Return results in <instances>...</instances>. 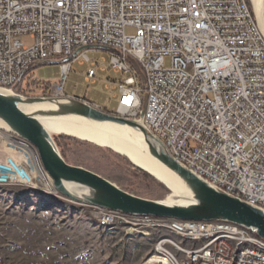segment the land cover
Instances as JSON below:
<instances>
[{
  "label": "built area",
  "instance_id": "built-area-1",
  "mask_svg": "<svg viewBox=\"0 0 264 264\" xmlns=\"http://www.w3.org/2000/svg\"><path fill=\"white\" fill-rule=\"evenodd\" d=\"M23 37L33 45L24 46ZM88 47L120 55L93 63L80 51ZM61 59L71 61L58 82L41 83L32 70L19 82L32 64ZM128 59L139 65L146 89ZM76 61L88 65L89 82L98 69L127 76L114 83L118 108L110 115L138 120L146 97L144 124L177 162L264 209V36L247 0H0V88L70 97L65 85ZM33 181L30 163L0 160V189H34ZM93 209L100 228L121 226L129 237L154 232L143 264H264V240L230 223Z\"/></svg>",
  "mask_w": 264,
  "mask_h": 264
},
{
  "label": "rangeland",
  "instance_id": "rangeland-1",
  "mask_svg": "<svg viewBox=\"0 0 264 264\" xmlns=\"http://www.w3.org/2000/svg\"><path fill=\"white\" fill-rule=\"evenodd\" d=\"M134 34L135 29H127V35ZM21 42L26 47L33 45L29 37L21 38ZM87 56L93 63L108 64L111 54L91 49ZM169 64L167 59L166 66ZM87 70L86 63H73L66 94L115 113L118 100L114 83L127 76L98 69L97 78L89 82ZM33 74L37 81L54 84L62 77V70L59 65L42 66ZM58 137L54 139L67 164L95 173L136 197L171 200L169 191L140 175L125 157L72 137L64 136L74 140L60 144ZM2 143L6 144L0 139V160L13 155ZM42 183L34 189H0V264H143L153 253L157 237L150 229L151 236L129 237L121 226L100 228L93 208L72 204Z\"/></svg>",
  "mask_w": 264,
  "mask_h": 264
},
{
  "label": "water",
  "instance_id": "water-1",
  "mask_svg": "<svg viewBox=\"0 0 264 264\" xmlns=\"http://www.w3.org/2000/svg\"><path fill=\"white\" fill-rule=\"evenodd\" d=\"M248 2L264 36V0H261V22L257 19L252 0ZM91 49L120 55L117 51L102 47H88L80 51ZM70 61L71 59H61L36 62L23 72L19 82L25 73L33 68L62 66ZM128 62L138 75L142 87L146 89V79L139 65L133 59H128ZM145 105L146 97L140 118L128 120L97 110L80 99L26 97L13 90L0 88V131L24 140L36 149L43 170L52 181L53 190L72 204L137 217H155L182 222H226L250 231L264 240V209L212 186L177 162L146 128ZM46 120L78 123L92 128L103 126L110 128L130 141L143 155L154 162L160 168L157 167L156 171L162 175L166 174L168 176L165 175L166 179L172 181L181 190L184 198L172 202L142 199L121 190L95 173L67 164L54 136L50 135L42 125ZM107 149L115 152L109 147ZM115 153L128 159L135 168L162 184L171 194V189L163 180L131 161L127 156Z\"/></svg>",
  "mask_w": 264,
  "mask_h": 264
},
{
  "label": "bare ground",
  "instance_id": "bare-ground-1",
  "mask_svg": "<svg viewBox=\"0 0 264 264\" xmlns=\"http://www.w3.org/2000/svg\"><path fill=\"white\" fill-rule=\"evenodd\" d=\"M252 2L255 8L257 19L259 22H261V0H252ZM42 125L52 136L69 135L75 137L78 140L91 142L103 148L109 147L115 152L127 156L131 161L150 171L166 183V185L172 191L171 200L167 202H172L184 198L181 190L172 181L169 182L166 179V174L165 176L156 171L159 167L154 162L143 155L138 150V148H136L130 141L116 134L110 128L106 126H103L101 128H92L78 123L57 120H46L42 122ZM0 139L2 142L6 143L5 145L3 144V147H5L7 151L10 150L13 153V158L17 162H26L27 164H31L34 170L33 188H38L39 184L43 182L42 184L44 187H50V189L53 190L51 183L52 181L46 174V172L42 169L38 154L35 150L23 147L22 145L18 144L9 137L2 135L1 133ZM36 175L38 177L37 180Z\"/></svg>",
  "mask_w": 264,
  "mask_h": 264
},
{
  "label": "trees",
  "instance_id": "trees-1",
  "mask_svg": "<svg viewBox=\"0 0 264 264\" xmlns=\"http://www.w3.org/2000/svg\"><path fill=\"white\" fill-rule=\"evenodd\" d=\"M247 2H248V0H247ZM248 5L250 6L249 2H248ZM250 8H251V7H250ZM35 69H36V68H33L31 72H33ZM41 83H44V84H47V85H50V84H51V82H41ZM74 98H76V99H80V98H77V97H74ZM80 100H81V99H80ZM82 100H83V101H86V102H88V103H90V104L95 105L94 103L89 102V101H87L86 99H82ZM102 111L105 112V113H107V114H112V113L107 112L106 109H103V108H102ZM58 136H59V137H58L57 140L60 142V144H63V142H64L65 140H74V139H67V138H65L64 136H60V135H58ZM75 139H76V138H75ZM132 167H133V166H132ZM133 168H134V167H133ZM138 172L140 173V175H142V176L145 177L146 179L150 180L151 182H153L154 184H156L158 187H160V188L163 189L164 191L168 192V190H167L162 184L158 183L156 180H154L153 178H151V177L148 176L147 174H145V173H143V172H141V171H138Z\"/></svg>",
  "mask_w": 264,
  "mask_h": 264
}]
</instances>
